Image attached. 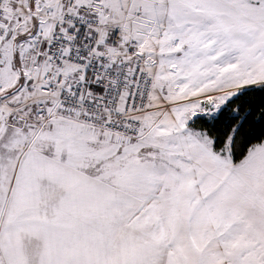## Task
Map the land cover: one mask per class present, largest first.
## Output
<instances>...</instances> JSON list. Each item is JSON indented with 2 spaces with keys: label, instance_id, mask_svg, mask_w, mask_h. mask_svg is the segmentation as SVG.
<instances>
[{
  "label": "snow or ice",
  "instance_id": "1",
  "mask_svg": "<svg viewBox=\"0 0 264 264\" xmlns=\"http://www.w3.org/2000/svg\"><path fill=\"white\" fill-rule=\"evenodd\" d=\"M0 264H264V0H0Z\"/></svg>",
  "mask_w": 264,
  "mask_h": 264
}]
</instances>
